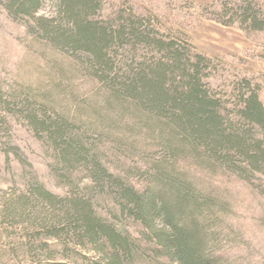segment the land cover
<instances>
[{"label": "trees", "instance_id": "trees-1", "mask_svg": "<svg viewBox=\"0 0 264 264\" xmlns=\"http://www.w3.org/2000/svg\"><path fill=\"white\" fill-rule=\"evenodd\" d=\"M0 1L53 53V87L15 90L12 102L0 89V106L27 119L68 190L35 178L13 208L49 232L42 246L32 237V256L240 264L222 252L232 207L216 180L264 185L263 89L215 86L218 62L158 17L126 8L106 18L107 0ZM49 1L54 18L43 15ZM219 3L220 23L264 33L262 0ZM8 125L0 114L1 136Z\"/></svg>", "mask_w": 264, "mask_h": 264}, {"label": "rangeland", "instance_id": "rangeland-1", "mask_svg": "<svg viewBox=\"0 0 264 264\" xmlns=\"http://www.w3.org/2000/svg\"><path fill=\"white\" fill-rule=\"evenodd\" d=\"M219 4V0H107L105 17H114L126 8L148 18L158 17L166 31L182 34L218 62L221 68L213 81L215 86L230 88L253 81L256 88L263 89L264 101V33L220 23L216 14ZM57 12L49 1L43 15L54 18ZM33 35L30 23L12 17L0 1V89L10 102L15 90L54 86V71L48 62L53 53ZM0 114L9 120L0 135V264H70L62 255L36 259L31 254L32 237H40L38 245L42 246L49 241V232L33 229L29 219L13 214V208L29 194L35 178L61 196H67L68 190L55 179L47 148L27 119L2 105ZM216 182L232 207L224 232L229 240L222 252L240 264H264V185L256 187L234 175H224ZM52 243L61 245L56 239ZM85 255L96 258L95 254Z\"/></svg>", "mask_w": 264, "mask_h": 264}]
</instances>
